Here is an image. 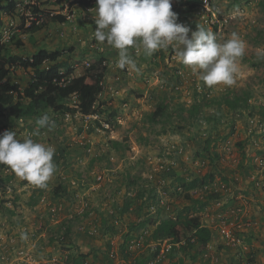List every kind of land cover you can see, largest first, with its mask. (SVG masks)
Masks as SVG:
<instances>
[{
    "label": "rangeland",
    "instance_id": "obj_1",
    "mask_svg": "<svg viewBox=\"0 0 264 264\" xmlns=\"http://www.w3.org/2000/svg\"><path fill=\"white\" fill-rule=\"evenodd\" d=\"M21 1L53 13L62 11L52 0ZM70 1L76 0L65 3ZM207 1L214 17L198 6L178 23L189 28V37L198 25L210 29L221 42L235 32L246 43L231 87L205 86L175 58L171 46L150 57L130 48L140 71L117 68L118 50L94 38L95 8L87 12L68 5L63 12L70 18L67 23L48 22L28 35L16 32L13 42L6 44L5 55L23 58L39 49L61 51L58 63L71 67L74 76L86 64L105 59L103 91L96 103L102 106L96 115L109 129L79 115L67 118L47 109L37 117L47 113L56 127L40 129L35 136L34 118L13 122L0 106L5 115L0 118L1 130L15 131L21 141L31 137L54 146L57 165L43 189L8 171L0 172L9 178L1 196L6 202L0 212V264H71L79 255H86L84 264H137L151 256L147 244L154 225L138 226L143 219L158 223L186 214L199 216L206 226L205 212L211 217L224 215L232 225L241 221L244 251L227 246L212 227L216 246L211 241L198 260L180 253L172 260L166 256L161 264L179 258L182 264H256V259L264 264V244L258 252L252 242L259 233L249 236L264 225L251 224L252 218H258L255 211L264 213V114L258 113H264V58L258 54L264 50V0ZM27 81L26 73L12 69L5 83L23 89ZM164 97L170 101L167 111L153 122L151 116ZM233 99L239 101L235 110L226 103ZM66 103L71 107L74 99ZM195 107L198 112L192 115L189 111ZM213 153L219 159L211 162ZM208 174L212 182L183 190L182 181L203 180ZM59 185L63 190L55 194ZM138 239H143L141 245L135 244Z\"/></svg>",
    "mask_w": 264,
    "mask_h": 264
},
{
    "label": "clouds",
    "instance_id": "obj_2",
    "mask_svg": "<svg viewBox=\"0 0 264 264\" xmlns=\"http://www.w3.org/2000/svg\"><path fill=\"white\" fill-rule=\"evenodd\" d=\"M52 1L55 3V7L62 11L53 13L52 10L41 9L37 3L21 5V0H0L1 7H7L11 2L14 3L12 13L0 10V40L3 31L10 28V23L13 24L12 30L18 33L22 32L20 25L24 22L25 26V10L28 12L31 10L30 13L39 21V24H36L39 26L45 20L43 14L49 15V17L62 15L66 17L64 23H67L70 18L63 12L67 11L68 5L70 8L84 9L79 4V0L70 1L69 4L65 3V0L59 3L56 0ZM87 1H90L92 6V8L86 9L87 12L93 11L94 8L96 11L94 38L97 42L106 43L118 50L117 68L121 70L127 68L129 71L137 73L140 71L136 60L129 52L130 48H134L137 53L142 50L145 56L150 57L155 52L167 50L171 46L175 58L183 65L188 66L205 86L231 87L236 83V74L239 71L238 62L246 50V43L237 33L233 32L229 38L221 42L210 29L197 25V29L189 37V28L177 22V14L172 11V0H96V4L92 2L93 0ZM205 3L209 5L207 0H198L193 9L200 6L204 13L206 12L203 8ZM34 8H37L38 13H34ZM207 13L212 14L211 11ZM64 23L57 24L62 26ZM14 34L8 42L0 43V45L6 46L8 43H12ZM23 34L28 35L29 33ZM258 54L264 58V50H258ZM88 66L89 64H86L85 68ZM60 71L66 74L64 68ZM73 72L66 76L65 80L68 81L74 77ZM62 83H64L63 80L59 84ZM74 104L75 99L71 107L75 108ZM75 115H79L82 120L86 117L78 113ZM94 121L98 122L99 120ZM100 123V129L108 130L102 127V122ZM35 124L37 127L32 134L35 136L40 135V129L46 128L51 131L56 127L55 120L50 118L47 113L36 119ZM16 136L15 131H5L0 135V165L8 166L17 177L35 187L46 188L57 171V165L53 160L55 147L37 142L31 137L21 141ZM21 238L27 239L26 234H22Z\"/></svg>",
    "mask_w": 264,
    "mask_h": 264
},
{
    "label": "trees",
    "instance_id": "obj_3",
    "mask_svg": "<svg viewBox=\"0 0 264 264\" xmlns=\"http://www.w3.org/2000/svg\"><path fill=\"white\" fill-rule=\"evenodd\" d=\"M56 1L59 3L62 0ZM92 2L96 4V0ZM79 4L83 6L84 9L92 8L90 1L87 0H79ZM195 6L196 0H172V11L177 14V22L180 18L186 17L187 14L192 12ZM13 8L14 3L12 2L7 5V7H1L0 5V10L3 9L7 13H12ZM34 13H38L37 8H34ZM43 15L45 20L42 25L37 26L35 22H31L28 28L23 29V22L22 25H20L22 33L33 34L48 22H66V17L62 15L54 17H49V15L46 14ZM4 47L5 46L0 45V106L7 109V117H9L10 120L14 122L20 121L23 118H34L36 121V119H38L37 116L47 109L60 116H73L76 113L81 116H88L100 112V107L102 105L100 103V105L96 107V103L99 95L103 91L102 82L106 73V68L103 66L105 59L100 58L98 62H91L80 75L74 76L67 81L65 78L73 69L67 65L58 63L59 58L63 56V52L58 50L48 52L44 49H39L30 58H23L17 55H5ZM46 62H48L49 66L42 67ZM63 68L66 70V74L60 71ZM12 69H20L29 76V81H27L23 89H19L17 84L5 83L12 75ZM62 80L64 83L60 85L59 83L62 82ZM70 98L75 99V108L70 107L68 103H66ZM243 101L245 102V100ZM169 102L168 97L161 99L151 116L153 122L159 120L166 113ZM226 103H228L233 110L239 107V101L237 99L226 100ZM180 111L181 110L178 109L176 113ZM197 112L198 108L196 107L189 111L192 115ZM258 113L264 114L262 110ZM4 116L5 115H3L0 109V118H4ZM114 116L115 112L109 115L111 118ZM100 122L101 121L95 123L101 128ZM4 132L0 127V135ZM111 144L116 148L118 146L114 141H111ZM218 159L219 155L213 153L210 161L214 162ZM1 171H8L14 174L6 165H0V172ZM212 180L213 176L208 174L203 180L195 178L189 182L182 181L181 186L185 192H189L196 187L206 185L207 181L212 182ZM8 181V177L0 174V212L4 209V204L6 202L1 196L7 189ZM24 182L29 183L27 181ZM62 190L63 186L59 185L55 189V194H59ZM200 204L201 207L205 205V203ZM128 208L129 204L126 203V210ZM104 222H106V219H104ZM147 224L154 225L148 240L149 243L158 239L170 240L172 247L169 253L165 255L169 260H172L174 256L181 253L189 260L196 261L213 240V233L201 222L199 216L189 217L186 214H178L175 218L161 219L158 223H156L155 220L148 223V219H143L138 226L145 227ZM128 238V236L125 237L126 240ZM156 256V253L152 254L149 257H145L137 264H145ZM85 259L86 255H79L71 264H84ZM178 260L179 261L176 263L172 262L171 264H182V259L179 258ZM249 261L253 263V260L251 261V259H249Z\"/></svg>",
    "mask_w": 264,
    "mask_h": 264
},
{
    "label": "built area",
    "instance_id": "obj_4",
    "mask_svg": "<svg viewBox=\"0 0 264 264\" xmlns=\"http://www.w3.org/2000/svg\"><path fill=\"white\" fill-rule=\"evenodd\" d=\"M203 8L205 9L206 12H210V8L208 3H205V5H203ZM213 17L214 14L212 13ZM26 19H25V28H27L28 26H30L32 21H35L36 24H39V21H37L34 16L31 13H26L25 14ZM13 24L10 23V28L5 29L3 32V36L2 39L0 40V43L3 42H8L12 35L14 34V32H16L15 30H12ZM65 117H69L68 115H66ZM84 119L86 121L89 120H96L97 116H86L84 117ZM102 127L104 129H109L108 124L103 123ZM98 179H100V177H98ZM238 212H240V209L237 210ZM202 216H204L206 219L209 220V225H206L207 228L212 230V227H215V229H217V231L220 232L222 239L224 240L225 244L227 246H231L233 248H240L241 251L243 250V224H241L242 222L236 221V224L232 225L231 223H228L226 221V219H224V215L220 216L219 214L217 216H210L209 213L205 212ZM143 242V239H138L137 241H135V244L137 245H141ZM172 247V244L170 243V240L167 239H158L154 242H150L147 244V249L149 254H157L156 257L152 258L150 261H148L146 264H161V261L165 258V255L167 253H169L170 249ZM134 247L132 246V248L130 247V249H133ZM244 251V250H243ZM35 264V263H33Z\"/></svg>",
    "mask_w": 264,
    "mask_h": 264
},
{
    "label": "crops",
    "instance_id": "obj_5",
    "mask_svg": "<svg viewBox=\"0 0 264 264\" xmlns=\"http://www.w3.org/2000/svg\"><path fill=\"white\" fill-rule=\"evenodd\" d=\"M237 198H240L239 196L237 197ZM255 216H257L258 218H257V220H253V218H252V222H251V224L253 225V224H257V225H259L260 226V223H264V213L262 212V213H258L257 211H255ZM258 226V227H259ZM253 233H255V234H258L259 233V235H256L255 237H256V240L255 239H253L252 240V242H254V244H253V246H257V251L258 252H261V247H259V245L261 244V242L264 244V225H263V227L261 228V230H259L258 228H256V230L253 232V231H251V234L249 235V236H251ZM216 234V233H215ZM215 234H213V240H212V242H211V244H213L214 246H216L215 244V240H216V237H215ZM259 236V237H258ZM258 238L259 239H261V241L260 240H258ZM253 246H251V248H254ZM252 250V249H251ZM256 256V255H255ZM259 256H261L260 255V253H257V258L259 257ZM256 264H258L257 263V259H256Z\"/></svg>",
    "mask_w": 264,
    "mask_h": 264
}]
</instances>
